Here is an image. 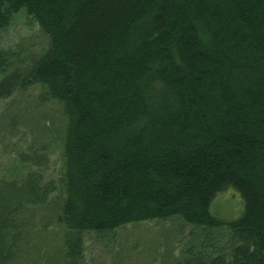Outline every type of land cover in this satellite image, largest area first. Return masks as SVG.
Listing matches in <instances>:
<instances>
[{"label": "trees", "instance_id": "trees-1", "mask_svg": "<svg viewBox=\"0 0 264 264\" xmlns=\"http://www.w3.org/2000/svg\"><path fill=\"white\" fill-rule=\"evenodd\" d=\"M22 11L46 47L0 54V101L40 86L62 107L64 264H86L84 233L173 218L203 233L173 264H264V0H0V30ZM17 161L0 264L30 236L18 218L55 192L33 143ZM225 190L241 199L230 222L212 213Z\"/></svg>", "mask_w": 264, "mask_h": 264}, {"label": "rangeland", "instance_id": "rangeland-1", "mask_svg": "<svg viewBox=\"0 0 264 264\" xmlns=\"http://www.w3.org/2000/svg\"><path fill=\"white\" fill-rule=\"evenodd\" d=\"M46 42L37 24L23 11L0 30V54L4 59L16 54L21 59L39 54ZM65 125L62 107L46 100L43 87L21 90L0 101V184L23 178L29 169L19 164L18 155L33 143L35 153L45 157V166L39 170L41 186L55 185V192L43 207L29 209L18 218L19 228L25 236L26 233L30 236L18 244L13 264H64V231L54 223L53 216L59 200L56 181L63 162ZM240 207L239 195L225 190L214 200L212 213L221 221L230 222L240 216ZM202 236L200 229L174 218L146 221L104 233L88 232L83 234L84 261L86 264H173L183 249L197 245Z\"/></svg>", "mask_w": 264, "mask_h": 264}]
</instances>
